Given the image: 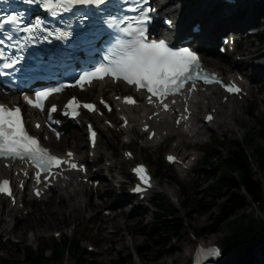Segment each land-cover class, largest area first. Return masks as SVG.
<instances>
[{
	"label": "rangeland",
	"instance_id": "1",
	"mask_svg": "<svg viewBox=\"0 0 264 264\" xmlns=\"http://www.w3.org/2000/svg\"><path fill=\"white\" fill-rule=\"evenodd\" d=\"M204 2L205 0H194L182 1L179 4L191 10L200 7ZM253 11L249 15H256L254 8ZM256 23L264 24V19L257 16L252 24ZM246 34V32L237 33L240 38L238 53L228 59L214 51V59L224 63L245 55L247 59L241 70H245L249 76L255 70L261 74V78L251 84L253 92L251 96L244 101L237 100L241 104V108L238 109L240 121L239 118L235 121L228 117L226 111L232 107V102H229L225 104L227 109H219L220 113L216 121L205 126L206 130L200 141L185 143L182 153L196 151L201 156L192 170L180 174L165 162V155L176 151L178 140L176 136L167 137L163 142L145 148L142 143L145 142L146 135H139L136 122L133 123L131 130L125 133L118 132V129L112 130L101 122L97 124L100 130L98 163L90 168L92 175L99 176L91 179L98 180L99 185L96 187H91L90 184L81 185L82 191L77 193L82 200L80 202L72 200L71 204H67L68 200L64 202L62 198L73 197L74 192H66L61 196L56 190L42 202L29 201V196L25 207L8 218V230L0 234V259L5 260L6 264H44V259L51 257V251L44 253L43 260L29 263L28 254L23 249L31 248L37 252L38 247H41L45 241L59 242L65 238L80 241V247L86 249L87 253L79 261L70 255L64 264H113L121 258L127 260L128 264H189L196 242L223 245L230 230L226 223L218 219V215L226 198L217 193L210 196L216 179L217 162L209 161L205 164L207 153L221 143L216 151L221 158L226 157L227 147L232 141L243 139L245 132L258 131L259 124H264V99H262L264 91H260V87L264 86V44L256 37L245 39ZM253 60H260L262 66L258 69L250 65ZM223 63L222 66L226 67ZM227 67V73L238 72L237 69ZM69 95L57 101L62 103ZM227 122L232 126L231 129L225 128L224 123ZM103 126L106 130H103ZM64 139L67 140V144L61 149L57 148V145L64 143ZM128 139L132 142L126 144ZM258 141L257 139L255 143ZM47 145L57 152L72 149L81 154L84 163L88 161L90 152L86 130L83 128H68L63 140L53 146L50 143ZM182 148L183 146L179 149ZM247 149L253 152V148L247 147ZM126 150L134 152L135 161L129 163L125 161L123 152ZM120 160L122 163L116 165ZM253 162L257 163L255 158ZM114 163L115 166L109 174L107 168ZM136 163H146L154 172L158 183L157 191L160 193L158 196L160 204L164 207L173 205L174 216L166 220L170 225L178 228L176 233L168 234L164 231L162 223L156 224L158 220L154 219L152 214L156 208L150 201L139 205L141 202L138 199L131 198L130 201L117 207L120 200L128 196L132 187L133 176L130 174V168ZM163 164H165L164 168H162ZM101 167H105L106 170L99 173ZM259 175L263 176L260 173ZM116 180L125 182L121 190L116 187L119 185L116 184ZM111 188L114 193L109 192ZM98 203L103 205H97ZM249 203L237 215L246 214L250 219L262 218L264 213L261 206L251 204L250 201ZM127 204L130 206L124 208ZM109 209L114 210L110 212H113L115 217L104 214L106 211L109 212ZM202 228H206L207 231L211 229L213 232L199 235ZM57 232L61 234L60 238L55 237ZM89 246H93L95 250L89 251ZM31 253L32 251L29 252ZM230 261L226 252L223 262L232 264Z\"/></svg>",
	"mask_w": 264,
	"mask_h": 264
},
{
	"label": "snow or ice",
	"instance_id": "2",
	"mask_svg": "<svg viewBox=\"0 0 264 264\" xmlns=\"http://www.w3.org/2000/svg\"><path fill=\"white\" fill-rule=\"evenodd\" d=\"M29 3H34L36 0H28ZM43 8L50 14L58 15L63 12H72L75 6L95 5L101 6L106 4L107 0H39ZM147 0H136V7L132 8L133 12H138L135 17H124L120 23L124 27L119 28V32L127 39L120 37L116 38V45L114 55L118 53V58L110 60L107 65L100 66L96 71L87 73L81 77V85L85 82L91 83L93 79H103L106 76H111L117 81L123 80L129 85L137 86L138 89H144L150 95L148 102L154 103L153 98L159 101L164 110H168L169 105L165 100L172 95H176L185 88L189 81H192V87L195 88V81L201 78L202 68L199 62L198 55L189 48L173 49L164 40L157 41L156 39H149L146 34L144 25L148 22V13L154 11L151 7L142 8V5ZM83 19H87L84 16ZM18 16L13 15L5 23H17ZM113 20L110 24H115ZM171 23V21H167ZM3 25H0V29ZM29 32L36 31V28H28ZM71 32H61L58 38L64 39L70 37ZM47 39L48 37H43ZM12 40V36L7 37ZM34 37L29 38L31 42ZM81 41L84 45L92 43L89 38V33L85 31L81 34ZM4 40L0 39V45ZM18 47V44L13 45ZM70 46L69 51L65 53L66 56L74 55ZM22 57H16L9 63L3 64L4 68H13L19 64ZM42 61L37 64L34 71L42 70ZM214 78L210 79L208 76L204 77L205 83L213 82ZM219 83L220 81H215ZM229 92L238 93L240 91L234 84L231 86L225 85ZM61 88H55L49 91H40L36 93L34 99L27 95L23 99L33 108L43 109V101H45L53 93L60 92ZM119 99V98H118ZM125 103L134 105L136 101L133 98H125ZM175 103V101H172ZM78 103L75 98L67 105L69 109L75 113V107ZM83 107L94 111L93 105L87 104ZM52 111H56L55 107ZM212 119L211 116L208 117ZM39 127V125H37ZM154 135V134H153ZM93 140L95 133H92ZM72 157V153L67 154ZM0 159L20 160L24 162L30 161L38 169L43 172L49 171L53 167H60L68 164L72 169H78V165L70 160H63L55 155H52L46 148L42 147L39 140L31 136L25 128L22 111L19 107L8 108L0 104ZM170 160L174 159L169 157ZM140 175V179L145 183L148 182L146 171L143 167L136 169ZM39 174L37 175V179ZM0 193L11 196L10 181L5 179L0 181ZM39 195V193H37ZM220 253L216 249L205 250L200 248L197 252L196 264H200L201 257L210 258L218 256Z\"/></svg>",
	"mask_w": 264,
	"mask_h": 264
},
{
	"label": "trees",
	"instance_id": "3",
	"mask_svg": "<svg viewBox=\"0 0 264 264\" xmlns=\"http://www.w3.org/2000/svg\"><path fill=\"white\" fill-rule=\"evenodd\" d=\"M261 10L263 11V8ZM257 38L264 42V26L261 27ZM257 139L259 141L255 143ZM219 145L208 152L205 160V164L209 161L217 162L216 179L210 196L217 193L226 198L221 205L218 219L226 223L230 230L224 240L230 262L251 264L254 261L255 248L260 247L264 251V218L250 219L246 214L241 216L237 214L250 204L249 198L251 204L260 205L264 212V124H259L258 131L246 132L243 140L232 141L227 147V155L224 158H221L216 151ZM247 147L253 148V152H249ZM254 158L257 163L253 162ZM259 173L263 176H258ZM152 205L156 208L152 213L154 219L158 220L156 224L162 223L164 231L168 234L176 233L178 228L170 225L166 220L174 216L173 205L164 207L160 204L158 196L152 199ZM205 232L208 234L213 231L202 228L198 234L205 235ZM48 249H52L53 255L45 258L44 253ZM23 251L28 254L27 262L45 258L44 264H64L70 255L79 261L87 253L86 249L79 246V241L68 238L61 243L45 241L37 252L31 248H24ZM0 264H6V261L0 259ZM113 264H128V261L121 258Z\"/></svg>",
	"mask_w": 264,
	"mask_h": 264
},
{
	"label": "bare ground",
	"instance_id": "4",
	"mask_svg": "<svg viewBox=\"0 0 264 264\" xmlns=\"http://www.w3.org/2000/svg\"><path fill=\"white\" fill-rule=\"evenodd\" d=\"M158 1V0H157ZM166 6L164 7L165 10H167V8L169 9V11H167V13H171L173 14L177 19L182 20L183 23H186L188 19L191 20H196V21H202L204 22L205 25V29H206V33L205 35L202 37V39L206 42L209 43V48L204 50L205 51V56H204V61L207 65V67L215 70V71H221L224 72L225 68L224 66H222L223 62H219L216 59H214V48H213V40L215 39L216 34L219 31H226L227 28H232L234 30L238 29V31H241L239 27V25H236L232 15L230 17L227 14L226 18L223 20H219L221 15H216L215 12H211L209 11V7L210 4L209 2H204L203 5H201L200 7H194V9H185V7H183L182 5H180L179 3L182 2V0H164ZM188 13V14H187ZM206 15H208L206 17ZM208 18V19H207ZM256 19V15L255 14H250L249 16L246 17V26L250 25L253 23V21ZM210 24H212L213 26H211ZM187 26V25H186ZM218 31V32H217ZM228 59L229 57H231V55L227 56ZM246 61H241V62H235L233 59L232 60H228V64L230 67H232L233 69H237V70H241V68L243 67V65L245 64ZM224 64V63H223ZM259 69V68H258ZM241 74V73H238ZM259 78H261L257 73L252 75V77H250V80L253 81H257ZM96 87L99 88V91L96 92V98L105 95V87L107 88H111L113 91L115 92H119L121 90H123L124 88L120 85H113V84H107L106 82H99L96 84V86L94 87V89L92 91H94L96 89ZM260 91H264V86L260 87ZM253 94V92H251ZM76 95L79 96H84V94H79V93H75ZM65 94H63L62 96H55V102H58L57 100H60ZM220 92L217 88H209L206 92H202L201 94L197 95L194 98L190 99V102L193 106V111H194V116L193 119L188 122L186 125L184 126H180L179 128H177L174 124L173 121H171L169 119V117H166L164 119H162L160 122H156L154 123V129H158V134L155 138V140L153 141L154 143H160V140L163 138L162 133L163 131H167L169 132V134L173 135L175 134L178 138V142L179 145L176 149V151L178 153H181V151L185 148V143L186 142H195V141H200L201 137L204 134L205 131V123L204 120H200L199 118V113L201 111H205L213 109V108H217V109H227V107L223 104L222 99L223 97H220ZM113 98V96H112ZM262 99H264L262 97ZM7 99H3V102H6ZM241 108V104L239 102H235L232 101V107L228 108L227 115L228 117H231V119L237 121L236 119L239 118V112L238 109ZM149 108L147 106H145L144 104L142 105H138L136 107H132L129 108L125 111V113L129 116V118L131 119V124L136 121V122H143L144 119H147L149 121V116L153 114V112L148 111ZM209 113V111H206L204 114V119L206 117V115ZM218 113L219 110H218ZM33 120L35 121V116L33 117ZM100 120V117L93 115L92 121L94 122H98ZM240 121V118H239ZM150 123H153V121H149ZM122 123V122H121ZM143 126V124H140L139 129H141V127ZM225 128H232V126L230 125V123H224ZM103 130H106V127H103ZM127 131L130 130V127L126 129ZM50 144L56 145L57 142H55L53 139H51ZM149 143V141L147 142V144ZM67 144V140L64 139V143L62 145H57V148L64 147ZM146 144V145H147ZM183 146L182 149H179ZM50 147V146H48ZM72 150V149H70ZM67 150L64 151V153ZM73 151V150H72ZM184 157L183 164L178 166V170L179 172H184L182 171L184 169V166L186 165H190L192 158L196 157V153L192 152V153H183L181 154ZM77 157H81V154L77 153ZM119 163H122V161H119ZM192 166V165H191ZM16 171V170H14ZM14 172H12L13 174ZM8 174V170L5 169L3 167V163L0 162V178L5 177ZM69 188L71 189L70 192H74L73 197L69 196L68 199H63V201H67V204H71L72 200H75L77 202H80L82 199L80 198L79 194L77 193L78 191L81 190L80 185L78 184V178L77 177H72V176H68L66 180H63V182H60L57 188V191L62 195H64V192L66 191V189ZM111 193H114V190L111 188L110 191ZM128 198V197H127ZM130 198V197H129ZM130 199H122L120 200V202L117 204V207L123 205L126 201H129ZM8 201L4 198V197H0V234L7 231L8 230V226H9V221L8 218L9 217H13L14 213L19 212V210L17 208L14 207H10V203L8 205L7 203ZM129 205L127 204L124 208L128 207ZM136 209V208H135ZM134 209V211H135ZM110 211H114L113 209H109V216L112 215V217H115L116 215L113 214V212L111 213ZM224 264V262H222Z\"/></svg>",
	"mask_w": 264,
	"mask_h": 264
}]
</instances>
